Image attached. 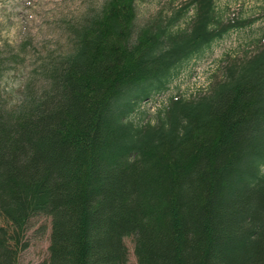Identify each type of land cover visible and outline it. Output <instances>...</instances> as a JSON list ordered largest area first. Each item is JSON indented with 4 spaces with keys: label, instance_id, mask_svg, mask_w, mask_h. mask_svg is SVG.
Instances as JSON below:
<instances>
[{
    "label": "trees",
    "instance_id": "1",
    "mask_svg": "<svg viewBox=\"0 0 264 264\" xmlns=\"http://www.w3.org/2000/svg\"><path fill=\"white\" fill-rule=\"evenodd\" d=\"M136 2L106 0L73 26L72 52L17 108L0 91V264L19 263L40 215L46 264H129L126 239L137 264H264V35L155 122L130 118L256 18L188 0L136 30Z\"/></svg>",
    "mask_w": 264,
    "mask_h": 264
},
{
    "label": "rangeland",
    "instance_id": "2",
    "mask_svg": "<svg viewBox=\"0 0 264 264\" xmlns=\"http://www.w3.org/2000/svg\"><path fill=\"white\" fill-rule=\"evenodd\" d=\"M106 0H0V91L9 107L17 108L26 98L39 93L47 84V69L54 58L72 52V27L100 13ZM188 0H137L136 30L150 20L170 16ZM218 11L225 18H256L249 26L236 29L216 41L202 56L184 63L170 89L150 99L138 101L131 119L136 124L155 122L158 112L175 95L195 96L206 90L221 61L241 58L256 50L264 35V0H218ZM191 11L180 23L190 22ZM52 219L34 218L26 233L28 248L18 264H46L49 258ZM129 264H137L132 240L126 239Z\"/></svg>",
    "mask_w": 264,
    "mask_h": 264
}]
</instances>
